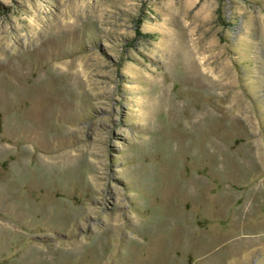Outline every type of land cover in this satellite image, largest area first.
I'll return each mask as SVG.
<instances>
[{
  "label": "rangeland",
  "instance_id": "obj_1",
  "mask_svg": "<svg viewBox=\"0 0 264 264\" xmlns=\"http://www.w3.org/2000/svg\"><path fill=\"white\" fill-rule=\"evenodd\" d=\"M0 264H264V0H0Z\"/></svg>",
  "mask_w": 264,
  "mask_h": 264
},
{
  "label": "bare ground",
  "instance_id": "obj_2",
  "mask_svg": "<svg viewBox=\"0 0 264 264\" xmlns=\"http://www.w3.org/2000/svg\"><path fill=\"white\" fill-rule=\"evenodd\" d=\"M73 15H74V14H73ZM78 15H79L78 12L74 15V20H75V21H76V19L79 17ZM71 16H72V15H71ZM75 21H73V23H74ZM68 23H69V22H68ZM72 25H73V24H72ZM189 56L191 57V59H190V60H191V61H190V62H191V64H190V65H191V68H193V70L196 71V68H198V67H197V62H196L195 60L192 59L193 53H190ZM196 73H197V72H196Z\"/></svg>",
  "mask_w": 264,
  "mask_h": 264
}]
</instances>
